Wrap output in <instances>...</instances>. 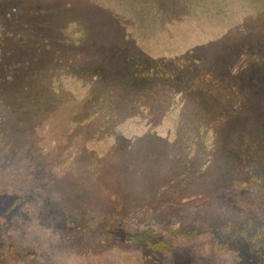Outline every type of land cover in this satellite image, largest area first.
<instances>
[{
    "label": "rangeland",
    "instance_id": "374dc122",
    "mask_svg": "<svg viewBox=\"0 0 264 264\" xmlns=\"http://www.w3.org/2000/svg\"><path fill=\"white\" fill-rule=\"evenodd\" d=\"M0 81V264H264V0H0Z\"/></svg>",
    "mask_w": 264,
    "mask_h": 264
},
{
    "label": "trees",
    "instance_id": "16d2710c",
    "mask_svg": "<svg viewBox=\"0 0 264 264\" xmlns=\"http://www.w3.org/2000/svg\"><path fill=\"white\" fill-rule=\"evenodd\" d=\"M147 74H148V72H147ZM0 83H3V82H1L0 81ZM15 83V82H6V84H0V87L1 86H5V88L4 89H6V88H8V87H12L13 86V88H15V84L13 85V84ZM17 86V85H16ZM0 92H1V90H0ZM149 98H147L146 100H148ZM4 111V110H3ZM206 122V121H205ZM200 130V129H199ZM198 130V131H199ZM213 132V131H212ZM212 132H211V134H212ZM180 133H182L183 134V131H181ZM215 136L216 135H212V139H215ZM183 137H181L180 139H178V140H181ZM200 138L201 137H199L198 135H196V137H194V139H193V141L195 142L196 140H198V141H200ZM169 145V144H168ZM171 146V145H170ZM156 148V147H155ZM161 149H160V152H163V151H165L164 152V156H166V153L168 154V152L171 150V148L168 146H166V144H165V147H160ZM215 148H216V145H215V147H213L212 148V153L215 151ZM168 151V152H167ZM216 152H217V149H216ZM215 152V153H216ZM151 154H153V151L151 152ZM118 155L119 156H122L121 155V152H118ZM171 156H175V157H179V155H171ZM214 157H215V155H214ZM168 166V168L166 169V170H164V174H165V177H166V182H165V184L167 185V184H169V185H171L172 184V186H173V188L174 189H176V188H178V184H174V178H179V179H183V178H186L187 176H189L190 175V171H191V169H192V165L193 164H191L190 162H186V160L184 159V156H183V152H182V157L180 158H178V160L177 161H174L171 157H169V158H167V160H163ZM198 161H200L199 159H198ZM155 163H157L158 165V167L161 165V164H163V163H161V161H155ZM190 163V164H189ZM164 165V164H163ZM157 167V168H158ZM156 168V169H157ZM156 169H154V170H156ZM158 170H160V168H158ZM174 174V175H173ZM173 176H174V178H173ZM169 177H171V178H169ZM169 178V179H168ZM170 181V182H169Z\"/></svg>",
    "mask_w": 264,
    "mask_h": 264
}]
</instances>
